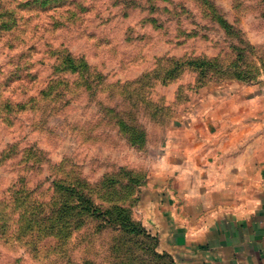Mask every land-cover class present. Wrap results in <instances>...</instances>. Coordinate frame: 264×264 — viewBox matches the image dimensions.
Wrapping results in <instances>:
<instances>
[{"label": "rangeland", "instance_id": "obj_1", "mask_svg": "<svg viewBox=\"0 0 264 264\" xmlns=\"http://www.w3.org/2000/svg\"><path fill=\"white\" fill-rule=\"evenodd\" d=\"M263 97L264 0H0V264H172L146 216L210 204Z\"/></svg>", "mask_w": 264, "mask_h": 264}, {"label": "crops", "instance_id": "obj_2", "mask_svg": "<svg viewBox=\"0 0 264 264\" xmlns=\"http://www.w3.org/2000/svg\"><path fill=\"white\" fill-rule=\"evenodd\" d=\"M259 130L257 141L231 145L239 149L233 174L219 168L216 189L208 179L207 207L195 212L190 200L180 215L172 200L155 201L147 222L157 234V250L174 264H264V127Z\"/></svg>", "mask_w": 264, "mask_h": 264}, {"label": "trees", "instance_id": "obj_3", "mask_svg": "<svg viewBox=\"0 0 264 264\" xmlns=\"http://www.w3.org/2000/svg\"><path fill=\"white\" fill-rule=\"evenodd\" d=\"M60 55L61 56L58 58L60 60V64L62 68L60 71L65 70L68 71L69 73H77V72L85 73L84 86L86 87V89H90L91 87H94L93 83H95V85L97 84V79H98L97 77L99 76L95 75V73L93 72L90 73V81H87V73H89L90 68L82 58H75L67 51L62 52ZM56 70L58 71L59 69L56 68ZM156 256H160V255H156ZM172 264L174 263L172 262Z\"/></svg>", "mask_w": 264, "mask_h": 264}]
</instances>
